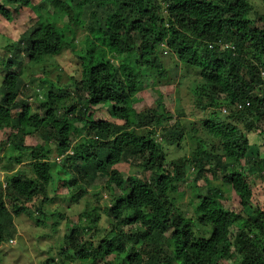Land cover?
Returning <instances> with one entry per match:
<instances>
[{
	"label": "trees",
	"instance_id": "obj_1",
	"mask_svg": "<svg viewBox=\"0 0 264 264\" xmlns=\"http://www.w3.org/2000/svg\"><path fill=\"white\" fill-rule=\"evenodd\" d=\"M22 10L35 11L33 20L6 41L0 61V150L24 162L0 181V244L23 214L37 226L52 220L54 231L64 219L54 254L39 264H264V206L254 190L264 156L248 154L254 131L264 147V0H0L3 22ZM65 49L72 63H52L53 80L44 65ZM163 52L174 58L169 69ZM23 63L42 75L26 81ZM178 65L198 71L193 107L208 113L199 129L169 106L167 76ZM145 89L157 94L155 106L137 111L133 97ZM33 131L42 143H26ZM184 139L191 151L167 159L166 148L182 151ZM121 161L138 170L126 174ZM60 168L78 187L67 202L85 193L77 183L101 175L109 204L75 221L47 208ZM185 184L183 210L175 198Z\"/></svg>",
	"mask_w": 264,
	"mask_h": 264
},
{
	"label": "rangeland",
	"instance_id": "obj_2",
	"mask_svg": "<svg viewBox=\"0 0 264 264\" xmlns=\"http://www.w3.org/2000/svg\"><path fill=\"white\" fill-rule=\"evenodd\" d=\"M35 11L32 10H22L20 13L14 16V23L3 22L0 19V61L6 54L5 47L3 45L6 41L10 38L14 40L22 30V27H26L31 23L33 20L32 17L34 16ZM12 21V22H13ZM166 52H163L162 55H165ZM166 56V57H165ZM164 60L166 66L169 67L174 65L172 58L170 55H165ZM168 56V57H167ZM55 59L52 61H48L44 65V69L52 70L49 72L48 76H50L53 80L56 78L57 75L60 74L59 71H53L52 63L59 62L62 66L70 65L72 62L73 55L70 50L65 49L60 54H58ZM178 73H172L169 71V75L167 78L169 82L166 85V90L169 89L170 95H167V99L170 102L169 106L172 109L181 110L180 107H183L187 114V120L184 123H187L189 120H193L192 126L196 128H200V122L204 119V116L199 109H194L193 102H192V93L190 92L191 85L193 81L199 78L198 71L192 67H184L178 65ZM36 67L33 71L29 65L23 63L21 75L25 78L26 81H29L31 76L38 75L41 76L43 70ZM197 73V74H196ZM176 74V75H174ZM62 81L66 82L67 80V72L62 71ZM28 88V87H27ZM26 93L30 95L33 94L32 89H27ZM25 93V94H26ZM157 98V94L153 89H145L137 93L133 97V101L135 104V109L137 111L143 108H152L155 106V99ZM29 102L32 106L33 111L37 106L35 99H30ZM202 118V120H201ZM120 122V120H116ZM0 132V141L5 140L7 134L5 135L4 132H7V129H4ZM250 148L248 150V154L252 156L262 155L264 156V147L262 146V138L258 135L255 131L250 134ZM77 141V142H76ZM43 139L39 132L33 131L32 135H28L26 137V143L37 144L42 143ZM76 143L79 142V138L75 140ZM192 142L190 139H184L181 142L182 151H178L175 146H170L166 148V157L167 159L176 158L179 154L183 152H189L192 148ZM10 153L4 147L0 150V181L3 183L5 182L6 178L9 175H12L21 169V165L24 162L16 163L9 156ZM117 167L120 168L123 172L130 173L133 171L138 170V168L130 165L129 162L121 161L117 164ZM70 171H61V168L55 173L54 176V188L50 189V194L56 196L53 204L48 206L47 208H56L62 209L65 211V214L70 216L72 221H75L77 218V214L83 210H90L93 206H99L101 208L104 204H109L110 200H108L110 193L112 192L108 189L105 185V177L99 175V177L95 179H88L87 184H82L81 182L77 183L80 185V188L85 189V193L80 195L79 199L74 202L70 201L67 202L65 198L69 195L70 190H78V187L75 185L70 184L68 178H70ZM59 176H62V179H59ZM254 180V179H253ZM252 180V181H253ZM186 188V189H185ZM254 190H255V201L260 202L261 206H264V182H260L259 179H255L254 183ZM97 192V196L95 193ZM100 194H99V193ZM59 196V197H58ZM224 197L226 200L232 201V197L230 196L229 192L224 193ZM64 198V199H63ZM190 198V191L188 187L183 189H179L177 198H175V203H178L180 207L184 210L185 204ZM65 206V207H64ZM236 205L232 202L231 208H235ZM187 215L190 216L192 213L191 211H187ZM50 220L46 226H37L35 225V220L27 217L26 215H20V222H17V231L14 235L13 239L10 242H5L0 244V264H39L40 259L46 256H51L54 254V251L60 242L61 234L64 232V219H61V223L57 226L56 230L51 227ZM99 228L107 227L106 219L103 213L100 211V218L98 222ZM94 234L97 236L96 231H91L90 235ZM170 232L166 233L168 236ZM88 239V236L85 237V240ZM91 240V239H90ZM85 260H77L73 262V264H92L86 263Z\"/></svg>",
	"mask_w": 264,
	"mask_h": 264
},
{
	"label": "clouds",
	"instance_id": "obj_3",
	"mask_svg": "<svg viewBox=\"0 0 264 264\" xmlns=\"http://www.w3.org/2000/svg\"><path fill=\"white\" fill-rule=\"evenodd\" d=\"M261 74H263V72H261ZM220 109H221L223 112H225V109H226V108L222 106ZM117 164H118V163H117ZM9 242H10V241H9Z\"/></svg>",
	"mask_w": 264,
	"mask_h": 264
}]
</instances>
